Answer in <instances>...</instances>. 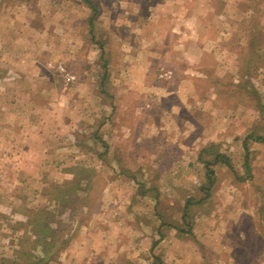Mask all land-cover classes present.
<instances>
[{
	"label": "crops",
	"instance_id": "crops-1",
	"mask_svg": "<svg viewBox=\"0 0 264 264\" xmlns=\"http://www.w3.org/2000/svg\"><path fill=\"white\" fill-rule=\"evenodd\" d=\"M205 1L203 8L187 7L184 0L169 2V6H175L173 13L181 18L183 36L187 34L192 44L187 56L190 60L183 59L185 69L180 72L181 83L188 85L190 92L177 89V93H173L167 91L166 86L153 88L160 94L158 115L141 110L143 114L125 127L126 132L135 135L128 147L137 149L148 147L157 133L168 135L152 144L156 147L152 154H141L131 160L132 166L136 162L146 164L149 173L143 171L141 177L130 170L119 175L114 173L112 185L105 194L119 198L115 206V213L119 215L110 225L112 232H100L106 235L105 239L91 245L86 237L91 226L77 224L79 238L74 243L79 252L69 253L66 248L57 259L54 254L46 256V264H67L66 258L76 264H92L96 259L102 264H264V141L248 139V173L244 168L243 144L249 135L264 136V127L259 126L264 109V0ZM22 8L27 10L28 29H24V33L40 34L39 30L29 27V8ZM19 9L10 6L0 11L1 20L9 17L5 24L0 22V99L4 102H1L0 115L12 116V120L6 118L0 122V140L6 142L7 148L29 149L25 160L34 165L33 168H39L43 163H53L45 154L46 148L40 155L34 151L41 129L35 126L33 134L27 136L29 131L21 125L26 110L10 101V98L14 100L13 95L1 90L7 80L26 83L34 78L18 71L26 60L30 61V67L33 62L37 66L40 63L39 58L31 63L33 57H26L28 49H32L30 41L23 47L19 45L20 28H23L16 20ZM213 34L215 38H211ZM180 49L187 50L186 44L174 51ZM198 68L205 69V78ZM29 95L24 96L29 98ZM173 95L180 98V103L161 107L162 101L171 100ZM192 108L197 112L184 114L191 113ZM185 132L187 138L173 136ZM209 144H215L220 152L229 156L236 171L221 162L215 164V182L211 188H208L205 166L199 157L201 149ZM18 157L7 161L17 164ZM253 166L260 170H252ZM12 175L14 188H0V264L21 261L17 249L26 243L25 235L35 236L40 241L44 238L45 243L54 240L53 233L47 235L48 228L53 230L48 201L42 205L46 209L47 231L40 236L34 229L35 224L19 212L23 205L20 189L23 179L18 178L19 172ZM33 176L38 177V172ZM117 176L123 181L119 191L112 187ZM136 179L142 181L140 187L133 186ZM40 190L42 197L45 194ZM187 202L188 212L183 218ZM247 219L254 224L246 231ZM65 239L67 242L69 237ZM85 250H89V254L84 255ZM35 254L36 251L33 258L37 260Z\"/></svg>",
	"mask_w": 264,
	"mask_h": 264
},
{
	"label": "rangeland",
	"instance_id": "rangeland-1",
	"mask_svg": "<svg viewBox=\"0 0 264 264\" xmlns=\"http://www.w3.org/2000/svg\"><path fill=\"white\" fill-rule=\"evenodd\" d=\"M172 1L4 0L0 3V11L10 6L21 7L16 14L18 26H23L19 45L23 47L30 41L34 50L28 49L26 57H33L31 63L35 58L40 60L38 66L33 62L30 67V61L26 60L18 68L23 75L34 77L30 82L7 80L1 90L13 95L11 102L30 111H25L21 117V125L29 131L27 136L33 134L35 126L41 129L34 151L40 155L46 148L45 154L53 161L33 168L34 165L25 160L29 149L7 148L6 142L0 140V188L13 189L12 174L19 172L18 178L23 179L20 186L23 205L19 212L26 219L42 220L43 226L46 209L42 205L48 201L51 206L49 219L53 230L48 228L47 235L53 233L54 240L45 243L44 238L40 241V238L25 235L26 243L17 249L21 256L17 264H46V256L54 254L57 259L66 248L69 253L79 252L74 243L79 238L77 224L91 226L86 235L91 245L105 239L106 235L100 232H112L110 225L119 215L115 213L118 196L113 195V199L105 195L112 185V176L129 170L139 177L143 171L149 173L146 164L136 162L132 166L131 160L141 154H152L156 150L152 144L168 135L157 133L148 147L137 149L128 147L135 135L126 132L125 127L143 114L141 110L158 115L160 94L153 88L166 86L167 91L173 93H177V89L190 92V87L181 83L180 72L185 69L183 59L190 60L187 56L192 44L187 34L183 36L181 18L173 13L175 6H169ZM184 3L187 7L206 6L205 0H184ZM22 7L29 8V27L39 30L40 34L24 33V29H28L27 10ZM8 18L0 22L5 24ZM214 34L211 38H215ZM184 44L187 50L174 51ZM198 72L205 78V69L198 68ZM26 94H30L29 98H25ZM179 99L173 95L171 100H163L161 107L178 104ZM4 101L8 102L7 98ZM1 102L4 103L3 99H0V107ZM192 109L191 113L184 114L197 112L196 108ZM262 116L259 126L264 127V109ZM6 118L12 120V116L0 115V122ZM197 134H200L199 127ZM173 136L187 138V132ZM17 156V164L7 161ZM252 170L260 169L253 166ZM36 172L38 177L33 176ZM117 178L112 187L119 191L123 181ZM141 184L142 181L136 179L133 186ZM40 189L48 196L41 197ZM251 224L253 220L247 219L246 231L251 230ZM65 237H69L67 242ZM34 251L37 260L33 258ZM84 253L89 254V250ZM66 260L67 264H76L72 259ZM92 262L102 264L99 259Z\"/></svg>",
	"mask_w": 264,
	"mask_h": 264
},
{
	"label": "trees",
	"instance_id": "trees-1",
	"mask_svg": "<svg viewBox=\"0 0 264 264\" xmlns=\"http://www.w3.org/2000/svg\"><path fill=\"white\" fill-rule=\"evenodd\" d=\"M92 6V5H91ZM94 8V7H93ZM250 138H254L256 140H262L264 141V136L261 135H257L254 137V135H249L246 137V139L244 140V148H245V163H244V168L245 171L248 173L250 171V163H249V157H250V150H249V146H248V139ZM209 156H211V158H208ZM201 161L204 163L205 166V170H206V175H207V182H208V188L213 187V184L215 182V169L214 166L215 164H217L218 162H221L223 164H226L227 166L230 167V169L233 172H236L229 156H227L226 154L220 152V150L217 148V146L215 144H209L205 147H203L200 151V155H199ZM188 208V202L185 206V211L183 213V218L186 216L188 210H186ZM28 221L30 223L35 224V227L37 228L36 233L40 234L41 236L47 231V228L45 226H43L42 224V220H33V219H28ZM40 228V229H39ZM45 261L47 262V259L45 258Z\"/></svg>",
	"mask_w": 264,
	"mask_h": 264
}]
</instances>
